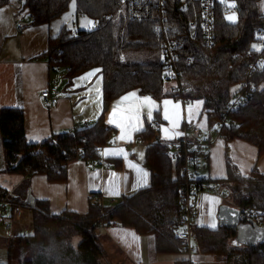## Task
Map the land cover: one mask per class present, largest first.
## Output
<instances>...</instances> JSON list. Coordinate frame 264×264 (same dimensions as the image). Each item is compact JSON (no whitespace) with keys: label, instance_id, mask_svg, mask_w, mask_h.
<instances>
[{"label":"trees","instance_id":"obj_1","mask_svg":"<svg viewBox=\"0 0 264 264\" xmlns=\"http://www.w3.org/2000/svg\"><path fill=\"white\" fill-rule=\"evenodd\" d=\"M19 1L20 10L27 11L33 18L30 19L33 26L50 25L66 14L72 4V0ZM237 1L238 21H229L219 14L212 47L204 46L200 37L187 39L178 52L176 70L180 76L176 82L168 76L162 57V40L154 20L129 22L127 16L118 11L119 0H75L77 17L91 19L96 29L73 31L63 27L56 36L48 38L46 51L39 58L45 56L50 65L65 69L67 87L75 78L99 68L102 112L95 122L80 129L53 132L49 138L32 143L27 136L24 110L0 109L4 172L24 177L13 197H9V191L0 184V203L6 201L8 206L4 220L14 217L16 207L30 209L33 214L31 234L3 238L9 240L4 242L8 253L4 264H103L106 252L98 229L113 223L139 236L152 235L157 255L183 253L178 217L180 164L167 156V144L171 142H163L157 126L149 123L135 135L136 140L146 146L143 162L149 173L146 187L122 196L113 205L104 203L100 196H92L86 213L69 209L53 213L46 200H35L33 206L26 202L31 178L44 176L51 184H64L68 181L71 163L96 161L101 157V148L109 145L118 133L107 123V114L114 101L132 91L150 96L160 104L169 97L187 102L202 101L205 128L229 116L224 130L227 175L215 178L214 183L237 205L264 210V173L258 168L264 157V67H261L264 50L252 48L254 42H262L261 37H264V0ZM9 2L0 0V9ZM173 2L169 0L166 5L168 25L176 28L173 36L187 34L182 20H188L189 13L181 12ZM131 51L157 53L161 60L126 63L122 56ZM170 83L174 84L167 89ZM244 83L254 85L253 96L245 105L229 111L232 94L241 90ZM234 88L236 91L232 93ZM161 115L159 108L153 122L160 121ZM234 140L257 150V161L247 176L230 159L228 145ZM111 163L118 170L122 167V159H112ZM237 229L194 225L195 252L224 264H264V238L256 245H237ZM76 236L81 237L77 246L72 241Z\"/></svg>","mask_w":264,"mask_h":264},{"label":"crops","instance_id":"obj_2","mask_svg":"<svg viewBox=\"0 0 264 264\" xmlns=\"http://www.w3.org/2000/svg\"><path fill=\"white\" fill-rule=\"evenodd\" d=\"M8 6V13L11 21L14 23L13 26L17 27L18 31L21 21L18 19L16 11H13L11 3H9ZM18 10H20V8ZM27 23L32 26L30 18ZM42 26L46 25L34 26L23 32L21 37H15L19 47L18 55L15 57L7 55V57L0 58V107L21 108L24 110L26 116L27 136L32 143L41 142L49 138L53 132L74 131L91 124L101 115L103 108L102 89L99 91L100 85L102 86V77L98 80L96 88H94L96 90H92V99L89 98V89L81 91L86 93V95L81 97L82 100L78 97V101L80 100L81 102L78 108H75V104L78 102L75 100L77 96L70 93L64 94L61 90V95L58 98V105L55 108H50L46 105L43 98L40 96L41 91L47 89L50 85H58L57 81L53 80L51 77V65L49 59L45 56L39 58L45 53L47 40L50 37V35L46 36V33L41 30ZM90 72L91 70L87 73ZM80 77L75 78V81H79L77 79ZM71 85L77 84L72 82ZM76 88H78V86ZM135 93L139 95L137 91H135ZM120 99L121 97L113 102L112 107L107 114V120L112 108L117 105V102L120 101ZM186 118L187 120L190 119L188 117ZM141 119L143 126L140 130L132 134L131 140L119 141L113 139L109 145L102 148L100 157L102 163L93 160H77L71 163L68 169V181L66 183L51 184L44 176H35L31 178L30 191L27 194V198L30 194L34 200L48 201L51 212L53 213H59L65 209L78 213H86L89 198L92 196L97 195L100 196L104 202L116 204L122 196L131 195L138 189L146 187L149 184V176L147 185L137 187L133 190L132 185L136 181V173L132 168L128 167L125 159L122 156H105L102 154L104 149L123 148L128 153L129 161L138 164L141 168L147 171L143 165L146 146L140 141H137L135 135L144 130L147 123L152 124L154 122L153 120H147L146 111L142 112ZM91 120L93 121L91 122ZM191 120L193 119H190V121ZM111 126L118 130L116 135V137H118L119 129L115 125ZM205 126L206 122H204V126L200 127L205 128ZM165 127L169 126L166 125ZM181 127L182 123L176 131L180 132ZM159 135L163 142H170L169 139L163 137L162 131ZM179 136L180 135L174 136V138H172L174 139L173 141ZM225 146L226 142L221 140L216 143L210 152V173L214 179L224 178L227 175ZM228 147L229 156L232 162L238 166L243 175H249L253 165L257 161L256 148L237 140L230 142ZM141 153L143 154L142 157L140 155ZM112 159H122L121 169L118 170L117 167L111 163ZM258 168L264 173V157L259 161ZM109 173H116L120 178L121 187L119 195H109L104 190L109 179ZM14 176L16 178H11L10 181L9 177L2 180V186L13 194L24 180V177L22 176ZM125 176L127 177L126 181L123 179ZM212 198H215L219 202L213 203ZM222 205L223 202L217 195L205 194L201 198L199 208L195 213L193 221L194 225L216 229L219 226L218 214ZM209 210L213 213L212 216H209ZM213 219L216 221V228H211L209 226ZM242 224L245 223L241 222V225ZM107 228L110 236L119 241L121 246L127 250L132 259V263L134 264H182L183 261H187V264H189L188 259L193 261L192 264L197 262L214 263L217 261L211 256L197 254L195 252L190 255L189 258L185 252L181 254L157 255L155 252V241L152 235L139 236L134 231L124 228L121 225H119L118 228L111 229H109V227H100L102 233H104ZM126 233L129 235L125 236ZM254 233L255 234L249 233L251 236L250 241L253 242L252 244L243 243L241 240L237 241V237L235 239L237 241H235L236 244L245 246L260 243L262 241V235L256 231ZM131 234H134L137 239H133ZM122 237L125 238L122 239ZM0 238H8V236L1 237L0 235ZM109 242L115 245V242L111 240V238H109ZM221 263L224 264L223 262Z\"/></svg>","mask_w":264,"mask_h":264},{"label":"built area","instance_id":"obj_3","mask_svg":"<svg viewBox=\"0 0 264 264\" xmlns=\"http://www.w3.org/2000/svg\"><path fill=\"white\" fill-rule=\"evenodd\" d=\"M168 2L169 0H119L118 7L119 12L126 15L129 22L143 23L148 20L156 22V31L162 40V57L167 66L168 76L177 82L180 76L176 70L178 52L184 47L187 39L200 37L204 46L212 47L215 44L218 15L226 16L235 11V21H238L239 5L237 0H232L235 4L233 9H228L226 5L220 3V0H174L173 3L177 4L181 12L189 13V18L182 20V22L185 21L187 34L173 36L176 33V28L169 26L167 22L166 5ZM30 19L33 18L30 17ZM95 29L96 26L91 28V30ZM22 30V27H18V32H22ZM262 46V50H264V39ZM254 92L255 88L252 83H244L241 90L232 94L228 110L235 111L245 105ZM60 95L61 91L55 84L50 85L40 93L50 108H55L58 105ZM182 101L184 104L187 102L184 99ZM229 121V116H223L215 126L201 128L196 124L189 123L185 117L180 131L181 135L175 141L167 144L169 146L168 158L180 164L182 182L179 187V238L183 252L189 256L195 252L193 245L195 213L199 208L201 198L205 194L217 195L222 200L223 205L239 210L241 221L249 223L252 221L264 228V210L237 205L228 195L220 191L210 173V152L217 142L224 140V130ZM151 126L155 127L156 123H152ZM96 161L102 163L100 158ZM9 197H13V193L9 192ZM7 211L6 201L1 202L0 228L4 225L5 230H10V225L4 220ZM14 213L20 217L22 209L16 207ZM102 227L118 228L119 225L113 223L102 225ZM188 260L189 264L193 263L190 259Z\"/></svg>","mask_w":264,"mask_h":264},{"label":"rangeland","instance_id":"obj_4","mask_svg":"<svg viewBox=\"0 0 264 264\" xmlns=\"http://www.w3.org/2000/svg\"><path fill=\"white\" fill-rule=\"evenodd\" d=\"M9 3H11V6L13 7V11L14 12L16 11L17 17L21 21V22L18 21V22H20L19 27H23V31H22V33L21 32L19 33L17 31V27L13 26L14 23H12L10 15L8 13L9 6L7 5V6L3 7L2 9H4V11L2 13H0V17H2V20H0V58L7 57V55H11L13 57L18 55L19 47H18V42L16 41L15 37H18V38L21 37L23 32L34 27L33 25L30 26L27 23L28 19L30 17L29 13L27 11L18 10L19 8L22 7V4L20 3L19 0H10ZM15 9H17V10H15ZM118 11H119V9H118ZM70 12L72 13V15L67 20L64 19L65 18V14H64L61 18L55 19L54 21H52V23L50 25L42 26L41 30H43V32L46 33V36L50 35V37L56 36L63 27H67L73 31H77L80 29L89 30V28H85V27L81 26V19L87 18V17H77L76 11L75 10L73 11L71 8L69 9V11L67 13H70ZM87 19L91 20L89 18H87ZM53 25H57L58 30L54 29ZM253 44H256L258 47H260V51L263 49L262 42H254ZM122 60L125 61L126 63L146 62V61L155 62V61L161 60V57L158 56L157 53H150L148 51H145V52H133V51H131V52L125 53L122 56ZM96 69H99V68L92 69L91 72L93 74L91 76H89L87 79H85V80L77 79L79 81H75V79H74L73 82H75V84H77V85H70L68 87H67V81H68L67 80V74H66L65 69L63 67H60L56 64H52L51 65V77L53 80L57 81V85H58L57 87L60 88L59 90H61L62 93H64V94L70 93L72 95L77 96V98L75 100L78 101V97L80 100H82L81 97L85 96L86 93L81 92V91L85 90V89L86 90L89 89V91H88V94L90 95L89 98L92 99V90L94 88H96V84L98 83V80L101 79L100 71L94 72V70H96ZM83 76H85V75H83ZM173 84L174 83H170L169 85L167 84L166 88L169 89V87ZM92 85H93V87H92ZM77 86H78V88H76ZM101 89H102V86L100 85L99 91H101ZM94 90H96V89H94ZM133 92H135V91H133ZM232 93H234V92L232 91ZM137 96L144 97L147 95H140L139 94ZM148 97H150V96H148ZM151 99L154 100L156 102V105H157V107L154 111L156 112L157 110H159V108H161V114L162 115H163V108H164L163 102L165 100L171 101L172 104H179L180 110H181V117H182L180 122H179V125H181V123H183V119L185 117L189 118L188 106L190 104L195 106V102H196V101H189V102H186L184 104L182 99L169 97V98H166L165 100H163V102L160 104L156 99H154L152 97H151ZM80 100L75 104V108H78L80 106L79 105L81 103ZM3 108H5V107H3ZM0 109H1V107H0ZM144 111H146V110H144ZM154 111H153V119L152 120H154V114H155ZM76 112H77V110H76ZM162 115H161V120L158 121L157 125H156L157 126L156 129L158 130L159 134L161 133V126L165 127L166 125H168L170 127L169 122L164 120ZM190 119H193V120L190 121ZM190 119L188 120L189 123L196 124L197 126H204V122H206V119H205V113L203 112V109H202V104L199 105V108H198L196 114L193 115ZM92 121L93 120H91V122ZM95 121H96V119L94 120V122ZM173 140L174 139H169L170 142ZM5 166H6V161H5V152H4V146H3V138L0 134V184L1 185H2V180H4L7 177H9V181L11 178H14V179L16 178L14 175H10V174H7L4 172ZM106 203H108V202H106ZM111 205H113V203H111ZM7 223L10 225V230L6 231L5 226L2 225V227L0 228L1 237L2 236H4V237L8 236V238H10V237L17 236V235L31 234L33 231V214H32L30 209L23 208L21 217L14 215V217H12L10 220L8 219ZM109 229H111V228H109ZM254 232H255V230L253 229V227L249 223L242 224L237 229V239L236 240L237 241L241 240V242H243V243L252 244L253 242L250 241V239H249V237H251L249 235V233L255 234ZM98 233L101 235V243L103 244V247H104L105 252H106L104 258L102 259L103 264H134V263H132V259L130 258V255L128 254L127 250L121 246L119 241L113 239L110 236L108 228L105 229L104 233H102V229L99 228ZM109 238H111V240H113L115 242V245L113 243L109 242ZM5 241L8 242L9 240L3 239V238L0 239V264H2V263L4 264L8 260V258H7V254H8L7 253V245L4 244ZM72 241H73V244L75 246H77L79 244V242L81 241V237L76 236L73 238ZM193 245H194V243H193ZM197 254H199V253H197ZM195 264H222V263H221V261H215L214 263L197 262Z\"/></svg>","mask_w":264,"mask_h":264},{"label":"snow or ice","instance_id":"obj_5","mask_svg":"<svg viewBox=\"0 0 264 264\" xmlns=\"http://www.w3.org/2000/svg\"><path fill=\"white\" fill-rule=\"evenodd\" d=\"M220 3L223 5H226L228 9H233L235 7L234 2L232 0H220ZM264 7V5H262ZM70 8L74 11L76 8V2L75 0H72V4L70 5ZM4 9H0V13H2ZM72 13H66L65 14V20H67ZM227 20L234 22L236 20V12L232 11L231 14L226 15L225 17ZM0 20H2V17H0ZM81 26L85 28H93L95 27V22L88 20L87 18L81 19ZM54 29L58 30L57 25H53ZM261 39H264V37H261ZM252 48L260 51V47H258L256 44L252 45ZM261 67H264V64L261 65ZM99 69L94 70V72H99ZM93 73H87L85 76L80 77V80H85L89 76H91ZM237 88L240 86L237 85ZM264 87V86H262ZM233 92L236 91V88L232 89ZM202 103V101H196L195 106L189 105L188 106V115L189 118H191L193 115L196 114L199 105ZM164 108H163V119L169 122L170 127H163L161 126V131L163 133V137L165 139H172L174 136L181 135L180 132L176 131V129L179 127V122L181 120V110L179 104H172L171 101L165 100L163 102ZM157 105L154 100L151 99V97L144 96V97H138L135 92H131L126 94L125 96L121 97L120 101L117 102V105L112 108L111 113L109 114V118L107 120L108 124L115 125L119 129V136L115 137L114 140L119 141H129L132 138V134L142 128V112L146 110V117L148 121H152L153 119V111L156 109ZM103 155L108 156H122L126 163L128 164V167L132 168L136 173V181L133 183L132 188L135 190L137 187L145 186L148 182V176L149 173L141 168L138 164H135L128 160V153L123 148H109L104 149L102 152ZM142 157V153L140 154ZM171 155V154H170ZM125 181L127 180V177L125 176L123 178ZM120 178L117 176L116 173H109V179L107 181V185L105 187V191L109 195H119L120 194ZM213 199V203H218L219 201L215 198ZM209 216H212L213 213L211 210H209ZM211 228H216L217 224L215 219L212 220V222L209 224ZM129 235L128 233L125 234V236ZM133 239H137L134 234H131ZM125 237H122V239ZM260 238V237H257ZM251 239V237H249Z\"/></svg>","mask_w":264,"mask_h":264},{"label":"water","instance_id":"obj_6","mask_svg":"<svg viewBox=\"0 0 264 264\" xmlns=\"http://www.w3.org/2000/svg\"><path fill=\"white\" fill-rule=\"evenodd\" d=\"M34 198L29 194L26 202L31 206L34 205ZM219 226L228 227V228H236L241 225L240 212L239 210L232 208L227 205H222L218 214ZM253 229L262 235L264 238V228L258 226L255 222H250Z\"/></svg>","mask_w":264,"mask_h":264},{"label":"bare ground","instance_id":"obj_7","mask_svg":"<svg viewBox=\"0 0 264 264\" xmlns=\"http://www.w3.org/2000/svg\"><path fill=\"white\" fill-rule=\"evenodd\" d=\"M115 224H117V223H115ZM118 225V224H117Z\"/></svg>","mask_w":264,"mask_h":264}]
</instances>
